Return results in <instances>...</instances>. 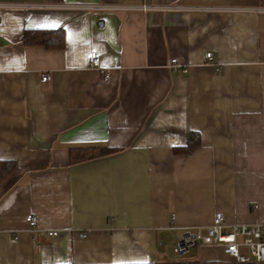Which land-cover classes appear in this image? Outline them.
Listing matches in <instances>:
<instances>
[{
  "label": "crops",
  "instance_id": "0c3cea01",
  "mask_svg": "<svg viewBox=\"0 0 264 264\" xmlns=\"http://www.w3.org/2000/svg\"><path fill=\"white\" fill-rule=\"evenodd\" d=\"M0 2L29 5L0 7V160L17 166L0 181V264H264L174 248L218 211L229 225L264 221V11L81 7L264 0ZM58 28L63 48L25 42L26 29ZM87 147L115 151L72 163Z\"/></svg>",
  "mask_w": 264,
  "mask_h": 264
},
{
  "label": "built area",
  "instance_id": "2783aa9c",
  "mask_svg": "<svg viewBox=\"0 0 264 264\" xmlns=\"http://www.w3.org/2000/svg\"><path fill=\"white\" fill-rule=\"evenodd\" d=\"M33 6V5H32ZM35 6V5H34ZM66 7H78L76 5L72 6V4L65 5ZM0 7L11 8H25L29 7V5L25 4H8L1 3ZM56 7H59L57 4ZM82 8L90 11H103V12H112V11H126V10H134V11H162L169 12L174 11L177 13H181L184 11H246V12H263L264 7L262 6H216V5H190V4H178V3H169V4H149V3H140L136 4H117V3H97V4H83ZM206 58L212 65H217L215 60H213V53L208 52L206 54ZM169 67H177L181 65L180 61H178L177 57H171ZM89 64L91 67L97 68L101 71L104 78L108 77L107 68L102 66L100 56L97 51H92L89 57ZM188 67L184 65L183 71H187ZM221 66L217 65V70H220ZM51 76L49 74H42L41 79L43 81L50 80ZM213 221L211 224L206 227H197L194 230H190L184 235L182 238H178L174 244L175 251L182 253L187 251L191 245L202 243L208 245H220L224 253L230 257L231 259L241 262H264V221L256 222V223H241V224H233L229 225L226 222V218H224V214L221 211H218L213 216ZM28 224L34 231V238L39 239V230L37 223V216L34 214L29 215L26 218ZM58 232L56 230H49V235H56Z\"/></svg>",
  "mask_w": 264,
  "mask_h": 264
},
{
  "label": "trees",
  "instance_id": "16d2710c",
  "mask_svg": "<svg viewBox=\"0 0 264 264\" xmlns=\"http://www.w3.org/2000/svg\"><path fill=\"white\" fill-rule=\"evenodd\" d=\"M25 42L35 45H44L49 49L63 48L65 45V36L61 28L52 30V29H26L24 32ZM200 135L199 133L193 132L186 150H191L200 144ZM115 151V148L101 147V148H73L70 151V160L73 163L74 161H83L88 158L99 157L101 155L111 153ZM17 168L16 162L12 160H0V181L5 179L7 176L12 174ZM119 264H155V263H119Z\"/></svg>",
  "mask_w": 264,
  "mask_h": 264
},
{
  "label": "rangeland",
  "instance_id": "374dc122",
  "mask_svg": "<svg viewBox=\"0 0 264 264\" xmlns=\"http://www.w3.org/2000/svg\"><path fill=\"white\" fill-rule=\"evenodd\" d=\"M182 237H183V236H182ZM182 237H181V238H182Z\"/></svg>",
  "mask_w": 264,
  "mask_h": 264
}]
</instances>
